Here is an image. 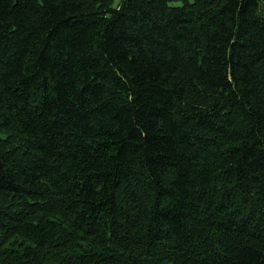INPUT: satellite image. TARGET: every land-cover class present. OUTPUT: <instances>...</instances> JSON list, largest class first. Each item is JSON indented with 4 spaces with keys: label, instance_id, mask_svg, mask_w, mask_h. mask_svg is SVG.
Segmentation results:
<instances>
[{
    "label": "trees",
    "instance_id": "16d2710c",
    "mask_svg": "<svg viewBox=\"0 0 264 264\" xmlns=\"http://www.w3.org/2000/svg\"><path fill=\"white\" fill-rule=\"evenodd\" d=\"M0 264H264V0H0Z\"/></svg>",
    "mask_w": 264,
    "mask_h": 264
}]
</instances>
